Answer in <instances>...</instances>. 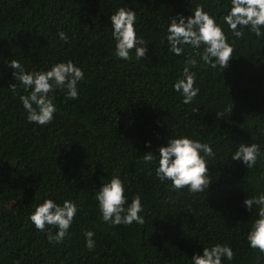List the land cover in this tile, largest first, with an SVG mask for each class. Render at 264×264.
Wrapping results in <instances>:
<instances>
[{
    "label": "trees",
    "instance_id": "trees-1",
    "mask_svg": "<svg viewBox=\"0 0 264 264\" xmlns=\"http://www.w3.org/2000/svg\"><path fill=\"white\" fill-rule=\"evenodd\" d=\"M229 4L0 0V264H192L194 254L215 243L235 252L225 264H264V256L248 246L253 213L244 206L246 194L264 191V159L254 169L230 159L239 143L264 144V40L247 30L241 39L229 33L235 48L229 66L221 72L199 62L192 70L200 94L184 104L173 84L186 56L173 55L165 39L170 16L187 17L203 6L221 17ZM120 7L137 14L138 35L148 48L145 61L134 52L131 61L113 55L110 15ZM12 59L29 72L72 60L85 72L79 99L57 91L53 123H28L19 99L28 93L15 81ZM177 134L198 138L216 153L205 193L174 191L170 182L158 181L154 165L140 163L148 151L159 158V147ZM117 173L129 200L142 197L143 225L102 221L95 194ZM47 198L72 200L79 208L70 235L59 244L49 243L28 218ZM87 231L95 233L93 251L85 247Z\"/></svg>",
    "mask_w": 264,
    "mask_h": 264
},
{
    "label": "clouds",
    "instance_id": "clouds-1",
    "mask_svg": "<svg viewBox=\"0 0 264 264\" xmlns=\"http://www.w3.org/2000/svg\"><path fill=\"white\" fill-rule=\"evenodd\" d=\"M191 15L185 17L178 13L169 18L166 27V41L169 51L175 56H186L185 67L173 84V90L183 98L184 104H191L200 94L197 73L192 69L198 63L219 69H226L235 48L230 42L229 33L235 39H241L247 32L264 40V0H230L227 12L221 17L197 6ZM111 37L115 42L113 55L123 61H131L132 53L136 60L145 61L148 48L144 38L138 35L137 14L131 8L120 7L110 15ZM227 26V30L225 29ZM59 39L65 43L69 38L60 32ZM192 52H187L186 49ZM202 49V51H201ZM199 58V60L197 59ZM8 66L12 68L15 81H19L27 95L19 97L30 124L41 127L51 125L57 113L53 93L62 91L67 99H79L81 81L85 72L72 60L57 62L42 71H26L18 60L12 59ZM16 92L15 83L10 86ZM232 111V108L230 112ZM217 117H223L217 113ZM151 141L145 147L151 148ZM159 158L152 151L142 155L140 163L154 165L155 176L161 184L169 183L174 191H187L193 194L205 193L210 179L209 162L215 158L213 147L198 138L185 134L170 135L165 145L158 149ZM230 159L241 163L246 169L256 168L264 159V144L239 143ZM104 179V178H103ZM128 187L119 173L102 182L95 194V200L102 221L110 226H131L133 223H145L144 204L137 194L131 200ZM244 206L253 213L246 240L251 249L258 250L264 256V191L249 197L246 194ZM76 202L64 200L59 203L52 198L44 199L30 212L29 220L37 231L46 234L49 243L59 244L70 235V228L78 214ZM52 229H55L53 234ZM85 247L95 250L96 241L93 231L85 232ZM235 252L231 245L210 244L202 248V253L191 257L192 264H225L234 260Z\"/></svg>",
    "mask_w": 264,
    "mask_h": 264
}]
</instances>
